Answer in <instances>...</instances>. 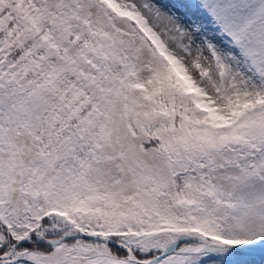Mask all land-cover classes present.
Listing matches in <instances>:
<instances>
[{"label":"snow or ice","instance_id":"snow-or-ice-1","mask_svg":"<svg viewBox=\"0 0 264 264\" xmlns=\"http://www.w3.org/2000/svg\"><path fill=\"white\" fill-rule=\"evenodd\" d=\"M0 264H264V0H0Z\"/></svg>","mask_w":264,"mask_h":264}]
</instances>
